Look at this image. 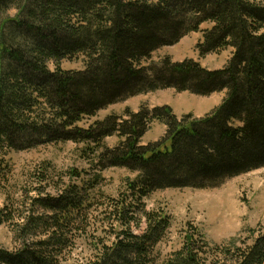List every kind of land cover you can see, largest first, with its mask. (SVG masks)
Masks as SVG:
<instances>
[{
	"label": "trees",
	"instance_id": "trees-1",
	"mask_svg": "<svg viewBox=\"0 0 264 264\" xmlns=\"http://www.w3.org/2000/svg\"><path fill=\"white\" fill-rule=\"evenodd\" d=\"M10 9L16 14L0 22V188L7 153L66 141L96 150V169L125 168L136 176L125 180L116 198L98 193L100 176L85 180L75 170L69 175L78 181L55 187L38 178L34 197L26 194L20 204L7 197L0 225L10 227L16 247L0 248V264H264V231L250 230V243L241 246L210 245L189 223L180 247L162 257L159 246L171 218L144 203L157 190L214 188L264 168V5L257 0H0V15ZM204 23L210 27L201 30ZM199 31L200 56L232 48L224 67L208 70L193 60L168 57L142 65L159 48ZM77 58L82 70L61 69L62 61ZM163 89L225 94L201 117L178 118L168 106L142 105L86 129L78 126L109 105ZM153 122L165 126V135L141 144ZM114 135L118 143L110 148L104 140ZM166 141L170 147L162 150ZM142 221L144 229L134 233L132 226ZM80 245L89 248L79 253Z\"/></svg>",
	"mask_w": 264,
	"mask_h": 264
},
{
	"label": "rangeland",
	"instance_id": "rangeland-1",
	"mask_svg": "<svg viewBox=\"0 0 264 264\" xmlns=\"http://www.w3.org/2000/svg\"><path fill=\"white\" fill-rule=\"evenodd\" d=\"M257 1L264 5V0ZM15 14L16 10H8L0 15V22L3 18L13 17ZM209 27L210 24L204 23L200 29ZM202 40L200 31L191 32L178 43L159 48L149 59L142 61V65H158L168 57L174 62L193 60L208 70L224 67L231 56L232 48L200 56L197 45ZM50 68L53 69V66L50 65ZM61 69L82 70V58L62 61ZM224 94L222 91L200 96L187 91L176 92L173 89L156 90L109 105L98 111L95 116L84 119L78 126L86 129L96 120H102L109 115L122 116L128 110L136 112L142 105L168 106L178 118L187 114L201 117L217 107ZM164 135L165 126L153 122L143 135L141 144L159 141ZM117 143L118 138L115 135L104 140V144L110 148ZM165 147L169 149V141H166L161 149L164 150ZM96 157V150L91 146L72 141L41 145L24 151H10L3 158L6 170L0 188V206L6 203L7 197L15 199V202L19 200V204L26 200V194V197H34L36 192L33 189L39 187L36 183L38 178L49 179V184L55 183V187L57 182L73 181L74 177L69 175L73 170L82 173L81 177L85 180L100 176L98 193L116 198L124 190L125 180H132L136 173L116 167L98 170L95 168ZM51 187L46 188V191L53 193ZM144 203L146 209L163 211L171 218L168 237L159 246L162 257L180 247L181 233L188 223L198 227L210 245L227 246L232 242L236 246L248 244L250 230H254L256 234L264 231V168L226 179L214 188L157 190L149 195ZM144 226L142 221L138 228L133 225L132 230L134 233H140ZM96 227H99V224ZM15 247L10 227L6 224L0 225V248L12 251ZM86 248L89 247L80 245L78 252Z\"/></svg>",
	"mask_w": 264,
	"mask_h": 264
}]
</instances>
